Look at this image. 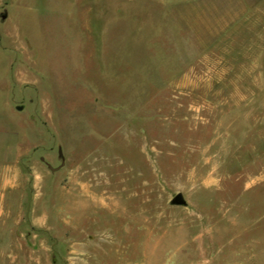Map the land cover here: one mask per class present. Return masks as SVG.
<instances>
[{
  "label": "rangeland",
  "instance_id": "obj_1",
  "mask_svg": "<svg viewBox=\"0 0 264 264\" xmlns=\"http://www.w3.org/2000/svg\"><path fill=\"white\" fill-rule=\"evenodd\" d=\"M4 164L0 264H264V0H0Z\"/></svg>",
  "mask_w": 264,
  "mask_h": 264
},
{
  "label": "crops",
  "instance_id": "obj_2",
  "mask_svg": "<svg viewBox=\"0 0 264 264\" xmlns=\"http://www.w3.org/2000/svg\"><path fill=\"white\" fill-rule=\"evenodd\" d=\"M6 173H13L14 175H16V179L20 180V176L23 172H22L21 168H19V167H7L4 164L3 167L0 168V184L5 183ZM30 174H34V172H32ZM16 179H15V181H16ZM0 221H1V216H0Z\"/></svg>",
  "mask_w": 264,
  "mask_h": 264
},
{
  "label": "water",
  "instance_id": "obj_3",
  "mask_svg": "<svg viewBox=\"0 0 264 264\" xmlns=\"http://www.w3.org/2000/svg\"><path fill=\"white\" fill-rule=\"evenodd\" d=\"M171 203L172 204H176V205H183L185 203L183 196L181 193H177L175 194L172 198H171Z\"/></svg>",
  "mask_w": 264,
  "mask_h": 264
}]
</instances>
